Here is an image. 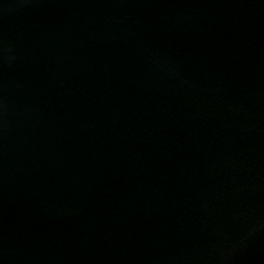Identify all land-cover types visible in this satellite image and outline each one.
Masks as SVG:
<instances>
[{
  "label": "water",
  "instance_id": "obj_1",
  "mask_svg": "<svg viewBox=\"0 0 264 264\" xmlns=\"http://www.w3.org/2000/svg\"><path fill=\"white\" fill-rule=\"evenodd\" d=\"M0 264H264V0H0Z\"/></svg>",
  "mask_w": 264,
  "mask_h": 264
}]
</instances>
